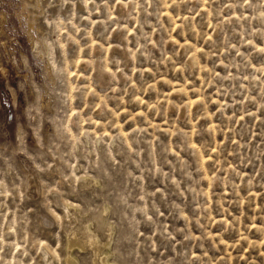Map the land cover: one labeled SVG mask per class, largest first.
I'll return each instance as SVG.
<instances>
[{
    "label": "clouds",
    "instance_id": "clouds-1",
    "mask_svg": "<svg viewBox=\"0 0 264 264\" xmlns=\"http://www.w3.org/2000/svg\"><path fill=\"white\" fill-rule=\"evenodd\" d=\"M0 73V264H264V0H0Z\"/></svg>",
    "mask_w": 264,
    "mask_h": 264
},
{
    "label": "rangeland",
    "instance_id": "rangeland-1",
    "mask_svg": "<svg viewBox=\"0 0 264 264\" xmlns=\"http://www.w3.org/2000/svg\"><path fill=\"white\" fill-rule=\"evenodd\" d=\"M6 28L13 33L18 28V21L13 18L7 21ZM15 79H11L5 73H0V119H9L15 116L14 108L19 103L18 91L13 89Z\"/></svg>",
    "mask_w": 264,
    "mask_h": 264
}]
</instances>
